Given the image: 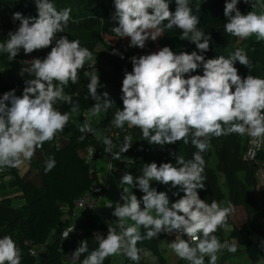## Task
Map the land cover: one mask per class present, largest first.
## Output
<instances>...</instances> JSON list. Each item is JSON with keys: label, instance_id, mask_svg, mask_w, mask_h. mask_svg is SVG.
<instances>
[{"label": "clouds", "instance_id": "1", "mask_svg": "<svg viewBox=\"0 0 264 264\" xmlns=\"http://www.w3.org/2000/svg\"><path fill=\"white\" fill-rule=\"evenodd\" d=\"M34 2L37 16L13 13V20L20 24L0 43V52L7 53L12 61L21 49L25 55L50 46L51 51L44 59L27 61L22 74L34 78L25 81L21 96L13 89L0 97V167L18 168L24 161H30L45 142L64 130L79 106L73 105L69 112L62 113L56 105L58 102L72 104L65 86L69 81L77 84L79 71L86 61L93 59L92 52L82 47L79 40H69L67 36L57 39V34L65 32L71 19V8L57 10L51 0ZM175 2L177 6L172 12L168 0H114L113 19L118 21V26L112 32L121 38L130 37V47L143 49L149 38L156 41L165 29L178 28L182 30L179 38L194 43L198 51L176 53L164 46L156 52L131 57L133 70L125 73L122 82L123 107L117 109L112 123L120 129L126 124L129 128H139L144 140L161 147L177 141L188 144L191 135V144L198 151L189 160L171 153L176 158L175 165L172 162L144 164L142 174L135 178L125 172L121 185L138 188L143 196L138 198L123 188L124 203L117 202L113 212L118 218L117 225L109 223L107 236L95 235L97 248L89 252L87 240H83L75 250L73 257L88 253L82 264H104L109 256L121 254L139 261L138 243L162 232L175 234L169 247L189 264H205V256L209 258L208 264H216L221 250L237 251L235 243L221 242L216 235L227 226L233 211L231 202L221 206L216 200L209 204L200 198L198 190L205 189L202 153L210 148L213 136L247 134L257 145L264 142V79L239 75L237 61L249 70L252 67L241 49L227 58L221 55L206 60L199 54L210 50L212 37L198 29L200 20L193 14L189 0ZM239 3L240 0H226L224 30L240 39L255 35L258 40H264V11L257 13L255 0H245L253 8L245 15L239 10ZM201 65L202 75L186 78V74L196 72ZM85 75L89 77L88 95L95 103L84 113L82 133L92 131L89 115L107 112L114 104L107 91L98 92L99 88L106 87L101 85L99 75L95 72ZM131 141L132 137L125 135L120 150L112 152V141L105 137V152L121 159L122 153L131 148ZM45 163L46 171L56 165L54 158ZM153 181L171 184L172 188L179 189L174 195L180 196L181 192L183 195L170 202L167 192L152 187ZM125 220L133 223L125 226ZM141 228L146 230L144 235ZM71 232H63L64 238ZM21 258L14 239L10 235L0 237V264H21Z\"/></svg>", "mask_w": 264, "mask_h": 264}, {"label": "trees", "instance_id": "2", "mask_svg": "<svg viewBox=\"0 0 264 264\" xmlns=\"http://www.w3.org/2000/svg\"><path fill=\"white\" fill-rule=\"evenodd\" d=\"M168 2L170 10L174 12L177 6L175 0H168ZM225 3L226 0H189L193 14L198 16L200 20L197 26L198 29L203 31L206 36L210 35L212 37L209 41L210 50L199 54L204 55L206 60L217 58L221 55L227 58L237 49H241L247 54L252 67L249 70L237 61L235 67H237L239 75L242 77L253 75L264 79V40L250 37L244 40L241 46L229 45L232 34L224 30V25L227 22V18L224 15ZM255 4V11L257 9H263L264 0H255ZM197 5H199V10H197ZM238 8L245 15L249 11H253L251 4L245 3V0H240ZM114 13V0H110L104 4L103 12L100 13L99 17L101 18L100 40L107 51L113 52L114 49L120 52L125 51L130 57L131 48L124 41L125 38L118 37L112 32V28L118 26V21L113 19ZM74 15L76 16L77 14ZM89 17L91 18V16ZM180 35H182V30L178 28L171 30L165 29L163 35L157 39V43L160 46L159 49L164 46H169L176 53L198 51L197 48H194V43L188 40H181L179 38ZM150 44L155 45V42L150 41ZM93 67H95L96 75H99L101 85H106V87L99 88L98 92L101 91L103 93L107 91L110 98L114 101L113 106L105 112L103 118L105 123L100 127L99 131L82 133L80 131L81 124L71 117L64 130L58 132L53 140L45 142L40 148L44 161L38 163L39 173L42 177V182L39 186H36L31 180L23 178L18 173L17 168L7 167L2 173L0 172V174L11 172L13 174L11 182L18 185L24 195V202L17 205L0 201V229L5 231L13 230L14 234L11 237L21 251V264H62V249L66 248L70 250L72 245H77L78 247L81 241L87 240L90 252L98 247L95 232L108 229L103 210L96 207H86L81 210L79 221L76 222L77 232L70 233L67 239L59 235L51 238V234L55 229L68 223L63 217L65 209H71L77 197L89 190L93 183L100 181L95 161L105 151L103 138H110L109 130L111 120L114 118L117 109L123 107L121 96L123 95L122 82L125 73L133 70L131 59H118V57L114 61L101 58L90 66V68ZM12 69V67L0 69V97L13 89L16 91V83L20 89L19 91H22L26 87L25 81L34 78L25 73H13ZM86 70L82 69L79 71V82L77 84L73 85L69 81V84L65 86V93L71 95L72 104L58 102L56 107L62 113L69 112L73 105H78L79 110H88L95 103L88 95L87 85L89 77L85 75ZM197 71L203 74L202 65ZM16 95H18V91H16ZM132 131V146L125 152L131 158L122 159L120 163L134 178L142 174L144 164L156 162L159 165L161 163L172 162L175 165L176 158L171 153L175 152L177 155H182L185 160H189L192 159L193 153L198 151L191 144V135L189 136L188 144H184L183 141H177L175 144H168L161 147L159 145L149 144L148 141L144 140L139 128H132ZM235 135L239 137V140L244 138V149L242 148L240 150L237 141L232 146L224 147L223 153L221 152V157L227 159V154L229 149H231L232 155L236 159H240L246 172L250 176H253L256 170V163L245 159L243 160L242 157L247 147V134ZM81 136L84 137L83 140L80 139ZM88 148H93L95 151L90 162L86 159V151ZM209 154V149L202 153L205 162H207ZM259 157L264 158V153H259ZM49 158H54L56 165L51 171H46L45 162ZM31 161L34 160L31 159ZM90 168H94V170ZM203 175L205 177V189L198 191L200 198L208 203L212 199L211 194L217 191V188L213 184L217 183L216 175L210 167L204 170ZM152 187L158 191L167 192L170 202H175L183 195L182 192L180 196L174 195L179 189L172 188L171 184L165 185L153 181ZM134 193L138 198L143 196V193L138 188H134ZM235 205L236 207L241 205L245 209L246 218H243L240 222L233 223L229 231L230 238L243 246L251 262H236L234 264H259L261 256L264 254L263 243L260 241L261 238H264L262 237L264 236V228L261 224L251 219L250 211L246 204L240 201H234L233 206ZM240 217L239 220H241ZM114 222L115 224L113 226H116L118 221L115 219ZM117 231H119V228H117ZM140 231L142 235L146 232L143 228ZM217 232L220 233L221 229ZM164 235L166 233L162 232L151 240L146 239L138 243L137 247L140 250H151L157 256L161 257L158 249V241H162ZM3 236L7 235L1 233L0 237ZM103 236H107V234ZM27 241L39 245L46 244V250L38 255L31 254ZM87 255L88 253H83L79 256L81 259L80 264H82L83 259ZM227 258L217 261L216 264H226ZM208 259L205 256V264H208ZM127 260L129 264H145L141 258L139 261H132L129 258ZM104 264H111L110 256L105 259ZM180 264H187L186 260L181 259Z\"/></svg>", "mask_w": 264, "mask_h": 264}, {"label": "rangeland", "instance_id": "3", "mask_svg": "<svg viewBox=\"0 0 264 264\" xmlns=\"http://www.w3.org/2000/svg\"><path fill=\"white\" fill-rule=\"evenodd\" d=\"M109 1L110 0H51L57 10H62L64 8H71L72 10L71 19L67 27L65 28V32L58 33L57 39L60 36H67L69 40H79L82 47H86L92 52L93 62L101 58L107 59L109 61H114L117 57L118 59H120L121 56H123V58L131 59V57L133 56L139 57L141 55L156 52L160 48V46L158 45L157 40L153 41L155 42V45H151L150 41L152 40L150 38L146 41L145 47L143 49L139 47L129 46L131 48L130 57L125 53V51L120 52L118 50L117 54H113V52L107 51L106 47L100 40L101 18L99 17L100 13L103 12L104 4L108 3ZM261 11H264V7L263 9H257V13ZM15 12H21L25 17H34L38 15L34 0H0V43L5 42L9 38V32H14L19 27L20 21L13 20V13ZM74 14L77 15L75 16ZM89 16H91L92 19ZM252 37L255 38L256 36L253 35L251 36V38ZM247 39H240L239 37L231 35V41L229 42V45L233 44V46H241L244 43V40ZM124 41L128 45H130V37L125 38ZM54 43L55 42H53L52 46H54ZM193 45L194 48H196V45ZM50 48L51 46L45 49L36 50L29 55H25L23 49H21L20 53L12 61L8 59L7 53L0 52V69L12 67L13 73H22V69L28 66L27 61H31L32 59L37 58L41 52ZM15 88L16 91H18V95L21 96L23 90L19 91L20 89L16 85ZM102 114L103 112L100 113V116ZM72 118L76 122L82 124L84 122L82 110H79L77 113L73 114ZM99 124L100 125L98 126V128L100 129V127L103 126L104 123L100 122ZM109 134V137L112 141V152H117L123 145L125 135H130L132 137L133 131L132 128H128V130H118L115 127L111 126ZM235 134L236 133L230 135H222L220 137H210V154L209 157H207V162H205L204 170L210 167L214 171L216 175L217 185L215 183L213 184L217 188V191H214V193L211 194L212 199L208 203L211 204L213 200H216L221 204V206H226L227 202H231L232 205L234 201L243 202L244 204H246L250 211L251 219L261 224L264 228L263 178H259L255 176V174H253L254 177L250 176L244 169L240 159H236L232 155L231 149H229L227 159H223L221 157L224 147L232 146V144L237 141L239 143L240 150L243 148L244 138L239 140V137ZM126 156V158H128L130 155L127 154ZM32 160L34 161H24L17 168V170L23 178L31 180L36 186H39L42 182V177L39 173L38 163L44 161L43 154L40 148L36 150ZM95 163L97 165L96 167L98 168V176L100 180H102L106 176H103L104 171H106L107 163L105 156L100 157L97 161H95ZM103 164H105L104 170L101 168ZM122 167L123 165H120V168ZM0 172L2 173L3 171ZM125 172L129 171L124 168V170L121 171L122 176ZM12 176L13 174H11V172L0 174V201L17 205L24 202V195L20 190V187L11 182ZM125 187L128 189L129 194L134 193V187H132L131 185H122V190ZM120 199L121 197L119 193L110 192L102 196L100 208L103 211L104 208H107L105 212L107 213V219H109L110 221L113 217L115 219L117 218L113 215L116 203H124L123 199ZM110 204L112 205V207H108V205ZM141 206L143 207V205ZM238 206L239 207H236V205L233 206V211L229 215L226 228H221V232L216 233L217 238L221 242H224L226 240L229 243H235L237 245V251L234 253L229 252L226 249L221 250L217 253V261H221L222 259L228 257L226 260V264H234L236 262H251L243 246L236 242L234 239L230 238L229 231L232 228L233 223H236L237 221L240 222L243 220V218H246L245 209L242 208L241 205ZM239 217L241 220H239ZM54 231L51 234V238L57 236ZM1 233L10 236L14 234L13 230L5 231L0 229V234ZM173 240L175 239H171L169 240V242L171 243ZM166 241V239H164L163 241H158V249L160 251L161 257L157 256L153 251L145 249V257L147 258V260L144 261L140 255L141 260L145 264H180L181 259L179 257H177L176 255H172V253H166V249L168 248V246L166 245V247H164L165 245H163L167 244ZM260 241L263 243L262 246L264 250V238H261ZM76 249L77 245H72L70 250L66 248L61 250L63 258L62 264H80V257H73ZM261 257L262 261L264 262V254ZM111 264H115L114 260L111 261Z\"/></svg>", "mask_w": 264, "mask_h": 264}, {"label": "built area", "instance_id": "4", "mask_svg": "<svg viewBox=\"0 0 264 264\" xmlns=\"http://www.w3.org/2000/svg\"><path fill=\"white\" fill-rule=\"evenodd\" d=\"M93 63H92V65H93ZM86 71L88 73H93V72H95V67L88 68ZM196 74H201V73L196 71V72H193L190 74H186V78L188 75H196ZM16 86L18 87V84H16ZM99 92L102 93L101 91H99ZM86 111L87 110H82V115H83L84 119H85L84 113ZM89 119L91 121L92 131H95V132L98 131V129H99L98 126L100 125L99 124L100 122L105 123L103 121V119H95L91 115H89ZM113 119L111 120L110 124H111V126L115 127L112 123ZM95 123H98V125H96ZM115 128L118 130H128L129 127L126 124L123 129H120L117 127H115ZM89 149H91V151H89ZM261 152L264 153V142H261L259 145H257L255 143H253L252 138H250L247 135V147L243 153V157L245 160L256 163V170H255L254 174H255V176H257L259 178L262 177L263 181H264V158L259 157V153H261ZM94 153H95V151L93 148L87 149L86 159L88 162L91 161ZM104 156H105V158H107L106 168H107L108 174L105 176L104 179L93 183L89 190H87L85 193H83L82 195L77 197L75 199L73 207L71 209H65L63 217H64V219H66L68 221V223L65 225L64 228L61 229L60 234H59L60 237H64L63 232H65V231L71 230L72 232H77L75 225H76V221L78 219V216H79L81 210H83L86 207L100 208L102 196L104 194L109 193L113 189L112 188L113 183H115L114 180H116V182H117L115 192L119 193V195L121 197L120 200H122L123 190H122V185H121V178H122L121 171L124 170V167L120 168L119 163L122 159H127L126 158L127 156L126 157L122 156L121 159H114L111 153H106L105 151L100 155V157H104ZM90 169L94 170V168H90ZM4 170H6V167H0V171H4ZM95 233L99 234V235H105L108 233V229L98 230ZM165 236H167V238H173V237H175V234L169 235L166 233ZM183 238L188 239L187 236H184ZM27 243L29 244V252L31 254L38 255L41 252L46 250V244L39 245V244L32 243L31 241H27ZM145 253H146L145 249L140 250V255L144 261L147 260V258L145 257L146 256ZM127 258H128L127 256L121 254V261L118 264H129ZM186 263L189 264L188 261H186ZM205 263H206V260H205ZM259 264H264V262L262 261V257L259 261Z\"/></svg>", "mask_w": 264, "mask_h": 264}, {"label": "crops", "instance_id": "5", "mask_svg": "<svg viewBox=\"0 0 264 264\" xmlns=\"http://www.w3.org/2000/svg\"><path fill=\"white\" fill-rule=\"evenodd\" d=\"M104 115H105V112H103V114L100 116V114L99 115H97V116H92V117H94L95 119H103L104 118ZM96 125H98V123H96ZM126 153H122V156L123 157H126ZM106 159V161H107V158H105ZM107 164V163H106ZM121 166H122V164L121 163H119ZM104 166H105V164H103L102 165V169L104 170ZM108 174V171H107V168H106V171H104V173H103V176L104 175H107ZM115 179V178H114ZM114 182L115 183H113V189L110 191V192H113V193H116L115 192V188H116V186H117V182H116V180H114ZM109 192V193H110ZM107 209V208H106ZM105 208H104V211H103V214H104V219H105V222L109 225V223L111 222V224L112 225H114L115 224V222H114V220H115V218L113 217L112 218V220L110 221L109 219H107V213L105 212V210H106ZM116 220H118V218H116ZM79 221V216H78V219H77V221L76 222H78ZM126 221V222H125ZM124 221V223H125V226H128V225H131L133 222L131 221V220H125ZM65 225L66 224H64L63 226H61V227H59V228H57V229H55V231H54V233H56V235H59L60 234V231H61V229L62 228H64L65 227ZM164 239H166L167 241H166V243L167 244H163V245H165L164 247H166V245L168 246V248L166 249V253H172V255H175L174 253H173V251H172V249L169 247V244H170V242H169V240H171V239H175V237H173V238H167V236H165L164 235V238H163V240ZM162 240V241H163ZM163 243V242H162ZM111 257V261L112 260H114V262H115V264H118V263H120V261H121V255H113V256H110ZM113 263V262H112Z\"/></svg>", "mask_w": 264, "mask_h": 264}, {"label": "water", "instance_id": "6", "mask_svg": "<svg viewBox=\"0 0 264 264\" xmlns=\"http://www.w3.org/2000/svg\"><path fill=\"white\" fill-rule=\"evenodd\" d=\"M51 51V48L50 49H47V50H44L43 52H41L37 58H41V59H44L47 57V55L50 53ZM93 61H86L85 62V65L83 67V69H88L90 68V66L92 65ZM82 70V69H81Z\"/></svg>", "mask_w": 264, "mask_h": 264}]
</instances>
